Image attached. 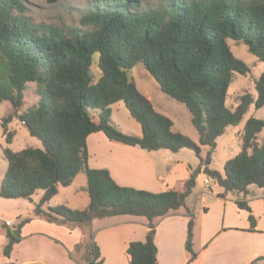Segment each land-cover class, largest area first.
Instances as JSON below:
<instances>
[{"label":"trees","instance_id":"obj_1","mask_svg":"<svg viewBox=\"0 0 264 264\" xmlns=\"http://www.w3.org/2000/svg\"><path fill=\"white\" fill-rule=\"evenodd\" d=\"M28 0H0V102L19 112L27 98L38 101L23 113L9 114L3 126L18 116L43 147L4 149L8 168L0 197L33 201L34 216L69 227L119 215L149 220L145 240H132L126 252L130 264H159L155 218L185 206L200 173L224 189L247 194L251 185L264 188V119L251 116L241 135L242 149L224 164L210 167L217 139L238 125L250 107L264 106V69L255 79L256 96L246 92L237 106L228 105L236 73L251 68L233 51L230 40L244 42L264 61V0H94L77 25L35 23L25 12ZM58 1V0H49ZM98 56L96 61L95 56ZM97 63L99 76L92 67ZM142 63L160 89L186 105L199 139L174 129L172 118L158 111L138 87L131 70ZM123 101L142 128L125 133L111 122V105ZM102 131L110 140L145 150L190 148L200 158L183 190L153 192L119 184L106 167L89 164L88 137ZM87 175L90 202L85 208L45 205L69 186L79 172ZM237 205L249 212L251 230L257 218L247 200ZM32 217L6 225L3 254L11 256L21 229ZM193 213L189 212L186 250H194ZM90 258L80 264H103L101 249L90 229ZM81 244L77 246L80 247ZM70 256L74 258L70 252ZM0 264H18L13 261Z\"/></svg>","mask_w":264,"mask_h":264},{"label":"crops","instance_id":"obj_2","mask_svg":"<svg viewBox=\"0 0 264 264\" xmlns=\"http://www.w3.org/2000/svg\"><path fill=\"white\" fill-rule=\"evenodd\" d=\"M239 139L241 140V136ZM88 147L91 167H106L119 184L139 189L153 192L183 190L185 181L194 170L181 155L180 150L174 154L168 149L148 151L139 146L112 141L102 131L92 133L88 137ZM199 175L202 179L197 178L196 186L188 196H193L196 207L198 205L204 207L201 222L197 225L195 220L194 225V242L197 234L201 242L198 248L195 244L193 246L198 256L189 262L185 244L190 210L184 212L179 208L154 221L159 264H264V188L251 185L247 194L237 191L223 194L224 189L205 173ZM238 199L247 200L252 207L257 218L255 230H251L249 212L238 207L236 203ZM82 201L84 202L83 198ZM89 202L90 196L81 207H86ZM66 203H69L68 200ZM212 206L220 207L221 216L213 215L212 219L208 214ZM22 216L20 212L15 213L13 218L0 214V263L13 261L18 264H80L90 258L88 247L77 248L85 236L84 225L69 227L36 216L22 227L21 240L15 244L11 256H5L2 251L7 241L6 222L7 220L20 222ZM119 216H127L123 221L124 228L127 229V236L122 241L123 251L127 249L130 241L145 240L149 221H141L132 217L134 215ZM97 219H94L90 226L97 231L96 241L102 245L103 264H124V261L130 264L129 255L125 260H121L112 254H106L105 243H101L99 239L105 228L95 226L96 222H100ZM141 223L143 229H133ZM120 232L119 230L114 232L111 237L115 239H111L121 241L118 235ZM131 232H134L135 236H129ZM70 252L74 258L70 256Z\"/></svg>","mask_w":264,"mask_h":264},{"label":"rangeland","instance_id":"obj_3","mask_svg":"<svg viewBox=\"0 0 264 264\" xmlns=\"http://www.w3.org/2000/svg\"><path fill=\"white\" fill-rule=\"evenodd\" d=\"M91 1L94 0H58L54 2L49 0H28V9L26 10L25 14L30 17L35 23L43 22L58 26L64 24L77 25L79 24V20L82 14L85 13ZM142 1L146 3H156L159 0ZM230 45L234 53L239 58L247 62L251 68L250 72L247 75L237 72L234 80L232 81L229 87L228 105L230 107H235L240 101V97L244 93L249 92L256 96L255 79L258 78L261 72L263 71L264 61L249 52L247 45L242 41L237 42L234 40H230ZM95 58L97 61L98 56L96 55ZM92 71L95 78H98L100 72L97 63L93 65ZM131 76L136 80L139 89L144 94L150 97L155 108L160 112H165L164 114H167L172 118L175 130L181 131L193 140L198 141L199 135L197 129L193 125L191 120V113L184 103L175 100L174 98L170 97L168 94L163 92L160 89L157 81L154 79V77L149 74V72L143 66L142 63H137L133 67V69L131 70ZM37 101L38 100L36 98L26 97L24 105L22 106L19 112H16L11 102L6 100L0 102V188L4 179V175L8 168V160L4 153L5 148L9 147L15 151H19L26 147H43L42 141L38 137L32 136L29 133L27 127L23 124V122L18 116H15L13 120L8 124V129L10 131H14L12 142H8L7 134L4 131L3 126L4 118L11 113H15L16 115H18V113H23L27 111L31 106L35 105ZM111 108L113 113V115H111V122L116 127H118L125 133L135 135L142 134L141 124L131 116L128 108L126 107L123 101L112 104ZM251 116L264 119V106L259 109H255L254 106L250 107L249 111L246 113L245 117L238 125L229 126L227 128V131L217 139V148L213 155V162L211 163L210 167L217 169L220 172H223L225 162L229 158L235 156L242 149V139L240 140L239 136L242 135L244 125ZM180 151L181 155L185 157V159L188 161V164H191L193 169H196L199 166L200 158L194 150L190 148H182ZM174 153L175 152H172V154ZM198 178L199 180H201L202 176L199 175ZM86 187L87 175L85 171H81L75 177L71 185L60 186L58 193L50 200L49 203H51L50 205L67 204L72 208H85L81 206L84 204L87 197L89 198V194L87 192ZM43 193V190H38L33 195L34 201L22 198H19L20 200H14L17 198L12 199L0 197V214H4L5 217L13 218V216H15V213L20 212L23 215L21 217V220L26 217H33L35 204L40 201ZM82 198L84 199V202L82 201ZM192 198L193 196L188 197L185 206L181 207V209L184 212L189 209L190 212L193 213L194 221L196 220V223L198 225V223L201 222V215L202 212H204V207L201 205H198L196 207ZM67 200L69 203H66ZM197 204H199V202H197ZM32 205L33 209H31ZM45 206H48V204H46ZM210 209L211 211L208 214L212 217V219L214 218V216H221V209L219 206H212ZM132 217H136V219H140L141 221H149L144 216ZM125 219H127V216H111L103 219L100 218L97 219L100 222H96L95 225L97 227L102 226L105 228L103 229L101 236H99V239L101 243H105L104 249L107 252L106 254H112L121 260H125V257H127L128 255L126 250H124L125 252L123 251L124 247L122 242L127 236V229L125 230V223H123ZM13 223L14 222H12L11 220H7L6 225L10 227L16 225V223ZM82 225H84L83 232L85 236L83 241L81 242L80 247H88L89 249L88 233L91 229L95 234L94 239L96 241L97 231H95V229L93 230L90 224L84 223ZM137 228L143 229L144 227L141 223L138 226L136 225V227L133 229L137 230ZM117 230L121 231L120 234H118L120 236L121 241H114L111 239L114 238L111 237V235H114V232H116ZM197 231H199V226H197ZM129 236H135V233L131 232ZM200 243L201 242L197 234L196 241L194 242L195 247L198 248L200 246ZM97 244L99 245L102 251V245H100L98 242ZM2 255L3 254L1 252V256ZM124 264L127 263L124 261Z\"/></svg>","mask_w":264,"mask_h":264}]
</instances>
